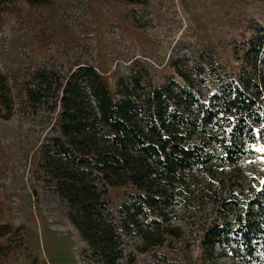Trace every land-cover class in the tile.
Returning a JSON list of instances; mask_svg holds the SVG:
<instances>
[{
	"label": "trees",
	"instance_id": "16d2710c",
	"mask_svg": "<svg viewBox=\"0 0 264 264\" xmlns=\"http://www.w3.org/2000/svg\"><path fill=\"white\" fill-rule=\"evenodd\" d=\"M19 1L41 7L51 0H0V15ZM249 30L238 50L245 67L237 79L212 60L209 48L205 68L194 60L186 71L171 57L182 82L171 76L163 85L134 65L113 86L89 64L65 75L47 66L24 76L0 70L1 118L16 111L51 117L39 167L66 202L95 264H134L129 238L145 252L181 237L171 221L193 197L196 171L209 179L206 191L225 215L203 228V251L222 246L233 261L264 264V182L255 181L258 188L241 203L211 190L217 170H235L254 153L253 144L264 143V25L255 20ZM207 79L216 86L212 92L203 91ZM119 186L129 191L113 206L108 192Z\"/></svg>",
	"mask_w": 264,
	"mask_h": 264
},
{
	"label": "rangeland",
	"instance_id": "374dc122",
	"mask_svg": "<svg viewBox=\"0 0 264 264\" xmlns=\"http://www.w3.org/2000/svg\"><path fill=\"white\" fill-rule=\"evenodd\" d=\"M141 1L51 0L41 7L16 2L0 15V70L24 76L47 66L65 75L77 64H89L113 86L134 65L163 85L171 76L181 81L169 65L171 57L186 71L194 60L205 68L203 49L209 48L212 60L237 79L245 67L238 50L251 34V22L264 25V0ZM215 88L209 79L203 84V91ZM50 122L44 113L0 117V233L8 230L0 236V264L96 262L69 221L66 202L39 167L38 147ZM252 148L235 170H217L212 191L236 203L251 197L255 181L264 182V143ZM194 174L200 182L190 189L193 197L176 207L171 221L182 236L145 252L136 249V237L129 238L126 253L134 254V264H241L222 246L203 251V228L225 215L206 191V175ZM128 191L110 188L111 204L119 206Z\"/></svg>",
	"mask_w": 264,
	"mask_h": 264
}]
</instances>
